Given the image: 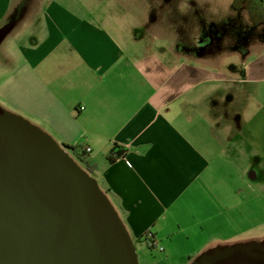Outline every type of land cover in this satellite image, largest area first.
Here are the masks:
<instances>
[{
	"label": "crops",
	"instance_id": "1",
	"mask_svg": "<svg viewBox=\"0 0 264 264\" xmlns=\"http://www.w3.org/2000/svg\"><path fill=\"white\" fill-rule=\"evenodd\" d=\"M17 5L24 3L0 0L2 22ZM139 18L155 39L165 37L158 17ZM35 22L38 33L20 45L0 81V106L62 145L91 148L93 176L134 243L147 246L150 231L163 264H211L254 244L264 248V224L254 205L262 195L256 181L264 174L261 115L247 121L231 111L234 95L212 93L218 80L213 68L183 57L179 44L135 58L128 31L115 33L62 0H49ZM116 145L126 153L109 163ZM247 150L254 161L249 167H258L252 182L246 179Z\"/></svg>",
	"mask_w": 264,
	"mask_h": 264
},
{
	"label": "water",
	"instance_id": "2",
	"mask_svg": "<svg viewBox=\"0 0 264 264\" xmlns=\"http://www.w3.org/2000/svg\"><path fill=\"white\" fill-rule=\"evenodd\" d=\"M69 150L0 106V264H140L109 195Z\"/></svg>",
	"mask_w": 264,
	"mask_h": 264
},
{
	"label": "rangeland",
	"instance_id": "3",
	"mask_svg": "<svg viewBox=\"0 0 264 264\" xmlns=\"http://www.w3.org/2000/svg\"><path fill=\"white\" fill-rule=\"evenodd\" d=\"M40 1L42 6L38 0H21L24 6L13 7L6 24L0 19V81L13 68V57H19L20 45L29 44L31 35L38 33L40 23L35 21L41 17L49 0ZM62 1L70 3L81 14H91L115 33L128 31L131 38L128 47L134 49L135 58L153 48L179 44L183 57L189 55L197 65L213 68L211 75L218 80L212 83V93L224 97L234 95V103H229L231 111L244 113L247 121L252 115L259 114L264 121V19L255 20L245 0ZM153 15L161 20L165 34L162 39H155L152 28L150 30L147 22L143 23L139 18L147 21ZM231 77L241 81L228 82ZM69 152L84 167V163L71 150ZM250 153L247 150L245 170L247 181L252 182L250 175L257 172L258 167H249L248 161H253ZM239 165L236 168L241 170L242 163ZM231 167L230 178H235L236 169ZM256 182L262 189V195L254 205L260 211L264 224V174ZM135 246L140 264H146L149 259L163 264V255L155 248L149 250L148 246L137 241ZM252 247L259 252L264 250L256 244Z\"/></svg>",
	"mask_w": 264,
	"mask_h": 264
},
{
	"label": "flooded vegetation",
	"instance_id": "4",
	"mask_svg": "<svg viewBox=\"0 0 264 264\" xmlns=\"http://www.w3.org/2000/svg\"><path fill=\"white\" fill-rule=\"evenodd\" d=\"M245 3L255 20L264 19V0H245ZM255 248L250 247L243 253L232 252L211 264H264V250L259 252Z\"/></svg>",
	"mask_w": 264,
	"mask_h": 264
},
{
	"label": "trees",
	"instance_id": "5",
	"mask_svg": "<svg viewBox=\"0 0 264 264\" xmlns=\"http://www.w3.org/2000/svg\"><path fill=\"white\" fill-rule=\"evenodd\" d=\"M68 148H70L72 150V152L74 153V155L81 161L84 163V168L91 173L92 175L95 174V171L97 169V165L92 163V161L90 160V158L87 155V151L86 149L82 150V148L80 146H69V145H64ZM126 153V150L122 147H119L118 145L115 146L114 150L112 152H110L107 155V160L109 163H113L117 160H119L121 157H123ZM108 195V191H105ZM151 232H147L144 235V240L147 243V246L151 249H154L155 247H153L150 242L154 241L153 237H150Z\"/></svg>",
	"mask_w": 264,
	"mask_h": 264
},
{
	"label": "built area",
	"instance_id": "6",
	"mask_svg": "<svg viewBox=\"0 0 264 264\" xmlns=\"http://www.w3.org/2000/svg\"><path fill=\"white\" fill-rule=\"evenodd\" d=\"M86 151H87V152H90V151H91V148H90V147H87V148H86ZM149 235H150V237H153L152 233H150ZM153 238H154V237H153ZM150 244H151L153 247H155V248H158V247H159V245H157L155 239H154V241L150 242ZM161 249H162V248H161Z\"/></svg>",
	"mask_w": 264,
	"mask_h": 264
}]
</instances>
